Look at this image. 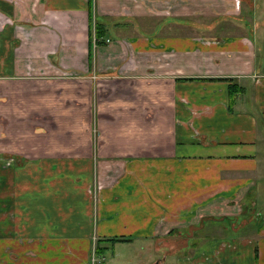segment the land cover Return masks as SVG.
Listing matches in <instances>:
<instances>
[{
  "label": "crops",
  "instance_id": "obj_1",
  "mask_svg": "<svg viewBox=\"0 0 264 264\" xmlns=\"http://www.w3.org/2000/svg\"><path fill=\"white\" fill-rule=\"evenodd\" d=\"M233 1H166L151 24L146 0H0V264H90L112 238L264 264V218H217L264 202V0Z\"/></svg>",
  "mask_w": 264,
  "mask_h": 264
},
{
  "label": "rangeland",
  "instance_id": "obj_2",
  "mask_svg": "<svg viewBox=\"0 0 264 264\" xmlns=\"http://www.w3.org/2000/svg\"><path fill=\"white\" fill-rule=\"evenodd\" d=\"M166 1L170 2L171 0H146V11H150V15L153 16L151 19L148 20V21H151V24L157 22L160 18H165L166 16L169 15V12H166L163 9H160V7L164 8L163 7L164 5H162L161 3L166 2ZM233 2H234L233 7L236 8L237 2H235V1H233ZM73 5H75V4H73ZM165 7H167V6L165 5ZM161 20H162V22H164V21H169L171 19L166 18V20H164V19H161ZM200 20H204V19H200ZM158 25H159V23L156 24L155 27L152 28V30L148 31L149 32L148 37H150V38H152V36H153V38L161 37L158 34L159 33V30L157 29ZM191 31H193V30H191ZM108 32L113 38L115 37L114 36L115 35L114 30H111L110 28H108ZM193 33H196L197 35L202 34V33H199L198 31L197 32L193 31ZM203 34H204V36L210 35V34H205V33H203ZM55 72H56V75H54L55 79H66V78H69V75H70V74H68L70 71H67V70H60V71L56 70ZM80 76L81 75L78 74V78H80ZM93 76L94 75L90 76L91 78L89 81L92 82V85L96 86L97 85L96 82L99 79L97 78V76H94V77ZM83 78H85V77H83ZM71 79H72L71 81L73 83L72 85L74 87L75 86L77 87L80 85L83 86V84H78V82H76V81H80V80L73 79V78H71ZM91 79H93V81ZM87 81L84 82V85L89 84V83H86ZM74 82H76L77 84H74ZM107 96H108V94L105 90L101 94L95 92L92 101H94V103L96 104V101H101V100L107 98ZM56 165L58 166V164H56ZM61 176L62 175H60L59 173L55 174V178H59ZM39 178H41V177L38 176V179ZM66 178L67 179L69 178L72 182H74L76 184H82L88 180V174H78V176H75L72 174H66ZM93 187L91 188V190H93ZM263 204H264V202L259 200L256 204V207L254 208V213L248 211L247 208L233 207L232 209H227V212L232 213L231 216L228 213H226V215H225L224 212L222 213V215H219L217 218H218V220H221V221L223 220L222 224L225 226L224 229H226L225 230L226 235L233 236V235H235V233L237 235H242L246 232L250 233L251 231H253L254 227L256 225H258L259 222L261 223L263 218H264V206H263ZM239 214H240V217H239V219H237L238 221L237 220L235 221V217H236L235 215H239ZM81 217L86 218L87 213L82 211ZM243 219H244V221H242ZM245 219H247V221ZM228 221H231V222H228ZM210 226L213 227V225H209V227L205 231L211 230ZM216 230L221 231V229L219 227H217ZM167 240L169 242H172L173 246H177V245L181 246V244L184 243V239H175L172 237H167ZM155 241L156 240H154L153 238H146V239H142V240H140V239L131 240L130 239L129 241H126V242H116L113 244H111L109 242H105L103 244V247H104V250L102 253L103 254V256H102L103 260H101V262L99 264H155V263H157V261H160V260L163 261L164 259L167 260L168 258L163 256V252H164L163 248L158 247L157 250L155 249L156 248L155 247L156 246ZM96 247H97V242H96V240L93 239V243H92V247H91L92 248L91 256H92L93 250L95 251ZM168 260H170V259H168ZM89 263L91 264L90 261H89ZM171 263H173V261H171ZM167 264H168V262H167Z\"/></svg>",
  "mask_w": 264,
  "mask_h": 264
},
{
  "label": "trees",
  "instance_id": "obj_3",
  "mask_svg": "<svg viewBox=\"0 0 264 264\" xmlns=\"http://www.w3.org/2000/svg\"><path fill=\"white\" fill-rule=\"evenodd\" d=\"M89 18H91L90 13H89ZM90 29L93 30V35L92 34L91 35H92V38L95 39V44L99 45L102 42V39L107 35L106 29L101 24H98V23H95L92 26V21H91ZM91 35H90V37H91ZM126 241H129V239L112 238V239L106 240L105 242H109V243L113 244L116 242H126ZM103 250H104V247H100V243L97 242V247L95 249L96 255L101 256L103 253Z\"/></svg>",
  "mask_w": 264,
  "mask_h": 264
},
{
  "label": "built area",
  "instance_id": "obj_4",
  "mask_svg": "<svg viewBox=\"0 0 264 264\" xmlns=\"http://www.w3.org/2000/svg\"><path fill=\"white\" fill-rule=\"evenodd\" d=\"M234 1L236 2V0H234ZM260 76L264 77V67H263V72ZM101 260H103V258H100V256L96 255L95 251L93 250V253H92V256L90 259L91 264H99L101 262Z\"/></svg>",
  "mask_w": 264,
  "mask_h": 264
},
{
  "label": "water",
  "instance_id": "obj_5",
  "mask_svg": "<svg viewBox=\"0 0 264 264\" xmlns=\"http://www.w3.org/2000/svg\"><path fill=\"white\" fill-rule=\"evenodd\" d=\"M155 264H157V263H155Z\"/></svg>",
  "mask_w": 264,
  "mask_h": 264
}]
</instances>
